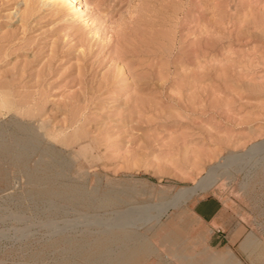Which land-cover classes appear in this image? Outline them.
Masks as SVG:
<instances>
[{
  "label": "rangeland",
  "instance_id": "1",
  "mask_svg": "<svg viewBox=\"0 0 264 264\" xmlns=\"http://www.w3.org/2000/svg\"><path fill=\"white\" fill-rule=\"evenodd\" d=\"M75 2L0 0V131L29 146L0 156V264H264V0ZM174 140L217 155L181 175Z\"/></svg>",
  "mask_w": 264,
  "mask_h": 264
},
{
  "label": "bare ground",
  "instance_id": "2",
  "mask_svg": "<svg viewBox=\"0 0 264 264\" xmlns=\"http://www.w3.org/2000/svg\"><path fill=\"white\" fill-rule=\"evenodd\" d=\"M48 1H50V0H48ZM24 2L27 5L28 0H24ZM60 2L71 4V6L73 8V10H72L73 15L78 16V17L81 16V13L83 12V10L79 6V4L77 2H75V0H60ZM5 104H6V102L1 99L0 100V106H4ZM6 141H7V139H6ZM15 144L16 145H15L14 149L12 150V152L8 153V151H7L8 146L5 144V134H3L0 131V156H5V157L9 156L14 161H16L20 164H23V162L27 158V151H28L29 146L23 139H18V141L15 142ZM263 147H264V140L259 141V142H255L254 144H252L249 151H253V150H256L258 148H263ZM216 155L217 154L214 153L213 151H208V153L206 151L203 152V151L199 150V148L195 147L192 143H186V142L180 143V142H177L176 140H174V141H171V144L169 145V147L167 149L163 150V152H162V154L158 160H159V162H162L163 164H166L170 167H174L175 169H177V171L181 175L182 174L183 175H191V173L195 174L201 170V163L203 160L202 158L211 159V158H214ZM237 157L239 158L241 156H237ZM214 166H215V164L208 166L206 176H204V177L200 178L198 181H196L193 184V186H191L189 188L178 189L176 194H175V199H176L175 202L180 200L182 197H185V196L189 197V196L193 195L198 189H203L207 184V180L210 177V171L213 169ZM54 192L59 193L60 195H63V196L68 197V198L83 195L82 190H80L78 188H74V189L62 188V189L56 190ZM108 197L109 198L107 199V201H109V202H114L117 199L116 195H111ZM141 211L143 214H145V213H147L148 210L143 209ZM13 215H14V217H18L19 213H14ZM246 243L247 242H245L244 245ZM120 255H121L120 259L115 260L114 262L112 261V263L106 262V264H125L126 262L124 260H122V258L127 256V253L122 254V252H121ZM104 260H106V259H104Z\"/></svg>",
  "mask_w": 264,
  "mask_h": 264
},
{
  "label": "crops",
  "instance_id": "3",
  "mask_svg": "<svg viewBox=\"0 0 264 264\" xmlns=\"http://www.w3.org/2000/svg\"><path fill=\"white\" fill-rule=\"evenodd\" d=\"M191 209L195 216L201 221L211 222L216 219V215L219 211V201L210 196L201 197L192 202ZM218 232V230L212 228L210 238L214 240L219 239L218 242H220L222 240L221 237L225 235Z\"/></svg>",
  "mask_w": 264,
  "mask_h": 264
}]
</instances>
